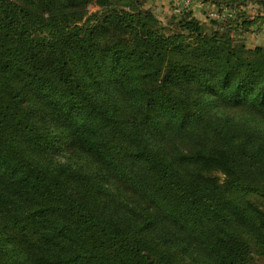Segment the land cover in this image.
Wrapping results in <instances>:
<instances>
[{
  "label": "trees",
  "instance_id": "1",
  "mask_svg": "<svg viewBox=\"0 0 264 264\" xmlns=\"http://www.w3.org/2000/svg\"><path fill=\"white\" fill-rule=\"evenodd\" d=\"M139 2L0 0V264H264L257 19Z\"/></svg>",
  "mask_w": 264,
  "mask_h": 264
},
{
  "label": "rangeland",
  "instance_id": "2",
  "mask_svg": "<svg viewBox=\"0 0 264 264\" xmlns=\"http://www.w3.org/2000/svg\"><path fill=\"white\" fill-rule=\"evenodd\" d=\"M140 4L138 5V8L145 11V10H151L154 14V16L157 18V20L159 21V23L163 26L170 24L173 22L174 19H178L177 16H179L181 13L179 14H175L172 10V6L168 5L167 7H161V8H146L144 7V0H139ZM264 1V0H247V5L244 8V12L250 17L256 18L257 19V23L259 24V30H255V27L253 29H251L252 31H246L244 32L243 37L246 34H250V36L253 38V40L256 38H258L260 41H262L260 39V33H264V8H261L260 6V2ZM199 4V3H198ZM197 4V5H198ZM202 5H205L203 8V12H201V15L203 17V19L206 20V24L207 26L205 27L206 30H208L207 32L213 31L215 29H218L219 26H223L224 24H227L228 20L233 18L234 16L231 15V13H233L235 11V7H239V0H202ZM231 5V6H229ZM215 6V7H214ZM220 6V7H218ZM210 9L215 10L218 9L219 11H225L224 13L228 15V17H226V20L223 22H217V21H212L207 17V11H209ZM98 8L97 7H89V12H94L97 11ZM241 11V10H239ZM243 12V13H244ZM250 12V13H248ZM193 13V12H192ZM230 21V20H229ZM261 31V32H260ZM230 37L234 38L237 37V32L236 31H232V33H230ZM232 114V113H231ZM238 115V113H237ZM235 120H237V122L243 121V120H247V117L243 116L239 118L236 117ZM239 121V122H240ZM256 125V124H255ZM254 124L251 125L250 127H254L257 129L258 133H256L253 137L252 140L254 142L255 145H257L259 142H263L264 141V124H261V126ZM191 131V132H190ZM200 137L201 139L203 137L206 136V132L204 129H199V130H189L188 133H186L183 137H181V139H178V143H182L183 145L186 144H193L192 138L191 137ZM54 161H60V162H64V157L62 153H59L58 155L53 157ZM214 176H217L216 178H218L220 180V182L222 181V175L220 174H214ZM123 194L126 195L125 198L122 196V199L128 203H132V202H138V204L140 205H144V202L141 201V199L139 197H137L135 194H132V192L130 190L127 189H123L122 190ZM152 234H156V232L154 230H152ZM156 239L158 238H163L165 240L166 237V231L164 229L161 230V235L155 236ZM198 251V250H197ZM203 256H201L198 252L197 253H191L190 257H187L185 259H183L184 263H189V264H203L202 261Z\"/></svg>",
  "mask_w": 264,
  "mask_h": 264
},
{
  "label": "crops",
  "instance_id": "3",
  "mask_svg": "<svg viewBox=\"0 0 264 264\" xmlns=\"http://www.w3.org/2000/svg\"><path fill=\"white\" fill-rule=\"evenodd\" d=\"M144 7L146 8H161V7H167L168 5H170L169 1L167 0H144ZM205 5H202V1L199 2L198 5L194 6L192 9L193 12V16L196 17L198 20L205 22L206 20L203 19L201 12H203V8ZM250 13V12H248ZM251 19H253V17H251ZM259 24H254L253 26L250 27V31H252L251 29H253L255 27V30H259L258 27ZM261 32V31H260ZM251 33L246 34L244 37L247 39L249 44H253V46H257V45H264V33H260V39L262 41H260L258 38H256V40L250 36Z\"/></svg>",
  "mask_w": 264,
  "mask_h": 264
},
{
  "label": "built area",
  "instance_id": "4",
  "mask_svg": "<svg viewBox=\"0 0 264 264\" xmlns=\"http://www.w3.org/2000/svg\"><path fill=\"white\" fill-rule=\"evenodd\" d=\"M169 1L170 5L172 6V10L175 14H179L186 10H192L194 6H196L199 2L198 0H167ZM206 14L208 19L212 21L217 22H223L226 20V17H228L227 14H225V11H219L218 9L212 10L210 9L207 11ZM233 13H231L232 15Z\"/></svg>",
  "mask_w": 264,
  "mask_h": 264
}]
</instances>
